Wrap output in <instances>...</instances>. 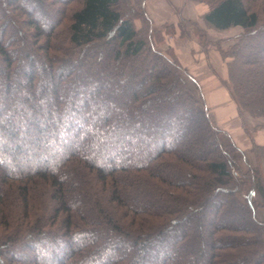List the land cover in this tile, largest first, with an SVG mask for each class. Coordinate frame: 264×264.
<instances>
[{
	"label": "trees",
	"instance_id": "1",
	"mask_svg": "<svg viewBox=\"0 0 264 264\" xmlns=\"http://www.w3.org/2000/svg\"><path fill=\"white\" fill-rule=\"evenodd\" d=\"M194 1L263 117L264 0ZM162 38L141 1L0 0V264H264L261 175Z\"/></svg>",
	"mask_w": 264,
	"mask_h": 264
},
{
	"label": "rangeland",
	"instance_id": "2",
	"mask_svg": "<svg viewBox=\"0 0 264 264\" xmlns=\"http://www.w3.org/2000/svg\"><path fill=\"white\" fill-rule=\"evenodd\" d=\"M131 1L135 6L137 1H141L146 14L153 22V26L161 31L163 38L157 44V48L166 55L175 58L187 73L195 78L200 87L196 89L191 86V89L198 105L204 106L211 122L227 132L235 144L243 150L249 164L258 169L264 185V149L257 150L258 153L251 149L254 145L264 147V144H257L254 140L255 134L257 137L261 135L264 140V116H251L253 118L252 123L248 117L249 114L245 113L242 117L227 88L230 84L227 62L231 60V57L225 56V54L238 40V36L244 31L243 28L233 26L225 30H216L209 27L202 19V15L208 9V5L203 1ZM147 9L151 11L155 20L148 14ZM134 22L139 28L140 20L135 19ZM260 55H264V50ZM186 80L189 84L192 83L191 80ZM220 89L224 93L227 91L226 98L228 100L226 99V101L231 104L233 114L230 113L231 111L226 108L225 104L221 103L222 101L225 102V97L223 92H219ZM237 113H239L240 119L235 116ZM233 115L234 118H232ZM182 138L185 139V136ZM220 139L223 142L228 141L225 134H221ZM253 199L260 202L257 194L253 195ZM256 211L258 218L264 221V208L259 206ZM150 261L152 260L150 259Z\"/></svg>",
	"mask_w": 264,
	"mask_h": 264
},
{
	"label": "crops",
	"instance_id": "3",
	"mask_svg": "<svg viewBox=\"0 0 264 264\" xmlns=\"http://www.w3.org/2000/svg\"><path fill=\"white\" fill-rule=\"evenodd\" d=\"M147 10H148V14L151 16V18L154 19L153 15H151V11H150L149 9H147ZM154 20H155V19H154ZM156 20H157V19H156ZM194 79H195V78H194ZM195 81H196V80H195ZM196 82H197V81H196ZM198 85H199V84H198ZM199 87H200V86H199ZM219 92L222 93L223 90L220 89ZM227 95H228L227 91H226L225 93L223 92V96L225 97V98H224L225 102L222 101L221 103H222L223 105L225 104V105H226V108H227L229 111H231V112H230L231 114H233L231 104H230L228 101H226V99H227V98H226ZM227 100H228V99H227ZM224 112L227 113L226 110H224ZM245 113H246V112H242V113H241L242 117H244L243 115H245ZM247 115H248V113H247ZM235 116H238L239 119H240V115H239V113H237ZM235 116L233 115L232 118H234ZM248 117L250 118V122L252 123L251 120H252L253 118H251V116H249V115H248ZM239 121H240V120H239ZM248 122H249V120H248ZM246 123H247V120H246ZM240 124H241V123H240ZM226 129H228V128H226ZM228 131H230V130L228 129ZM261 139H262V136H261V135H260L259 137H257L256 134L254 135V140H255V142H256L257 144H264V140H263V139L261 140Z\"/></svg>",
	"mask_w": 264,
	"mask_h": 264
}]
</instances>
